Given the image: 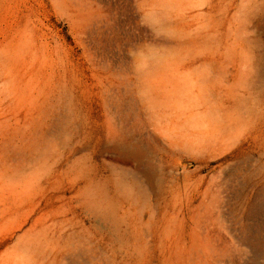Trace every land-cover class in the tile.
Wrapping results in <instances>:
<instances>
[{
    "label": "rangeland",
    "instance_id": "rangeland-1",
    "mask_svg": "<svg viewBox=\"0 0 264 264\" xmlns=\"http://www.w3.org/2000/svg\"><path fill=\"white\" fill-rule=\"evenodd\" d=\"M0 264H264V0H0Z\"/></svg>",
    "mask_w": 264,
    "mask_h": 264
}]
</instances>
